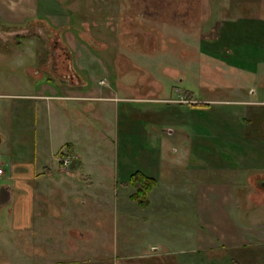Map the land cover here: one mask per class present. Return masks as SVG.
<instances>
[{"label":"rangeland","instance_id":"rangeland-1","mask_svg":"<svg viewBox=\"0 0 264 264\" xmlns=\"http://www.w3.org/2000/svg\"><path fill=\"white\" fill-rule=\"evenodd\" d=\"M47 78L59 94L108 98L63 101L68 125L53 132L57 144L93 139L95 186L59 157L53 190L36 200L50 217L78 206L83 217L0 237V264H208L189 236L193 187L172 185L190 167L242 171L264 221V103H252L264 100V0H0V94L37 93ZM17 102L0 97V110ZM137 171L160 184L147 209L129 198Z\"/></svg>","mask_w":264,"mask_h":264},{"label":"crops","instance_id":"crops-1","mask_svg":"<svg viewBox=\"0 0 264 264\" xmlns=\"http://www.w3.org/2000/svg\"><path fill=\"white\" fill-rule=\"evenodd\" d=\"M46 80H50V78L41 82V86H43L37 93L0 94V97L18 100L16 107L7 110L2 107L0 110V168L5 172L0 176V199L3 198L5 201V205L0 207V237L5 235L11 237L10 234L14 235L18 232H25L29 235L31 227L36 222L42 224L49 218V220L53 218L58 221L62 214H66V218L69 217L71 220L78 216L83 217L79 206L77 209H71L72 211L69 210L70 208H66L68 210L65 213L62 211L65 208H62L61 211L53 212L50 217L51 215L45 212L50 209V205L40 204L36 200L38 193L40 195L48 192L46 188L51 179L56 176L55 168L64 147L71 148L73 159H75L73 161H80L81 167L84 168L81 172L77 170L72 174L80 172L81 175L89 176L91 179L90 185L86 186L87 189H92L95 186V178L93 174L89 173L90 165H88L89 162L94 161L93 139L89 144L90 142L87 140H81L80 136L75 135L73 140L64 139L57 144L54 142L53 132L65 130V125H68L66 111L61 108L63 101L108 98L98 94L96 96L89 94L84 97L76 91L66 95L59 94L55 89L47 90L51 80L48 84ZM69 84L76 88L74 82ZM61 88L68 91L66 86ZM261 90L263 89H259L258 92L262 94ZM252 103L260 105L264 103V100L256 99ZM76 107L77 105H75ZM26 111L30 112L25 114ZM75 112L76 109L74 110L75 119L81 122V114H77L79 116L77 117V112ZM90 116L92 115L89 114ZM27 118V126H25ZM23 127L31 133L29 139L22 137ZM93 128H95L94 124L90 123L89 130L93 132L95 130ZM42 131H48V138L52 141L47 140L45 143L41 138ZM1 142H5L3 148ZM184 159L186 160V158ZM181 161L184 162L182 159ZM4 166L10 170L7 180L11 179L12 184L3 185L1 183V179L6 176ZM188 168L187 170L192 169L193 171L187 172L181 182L177 181L172 185L178 184L180 188H185L189 182L193 187L191 192H188V188L185 189L187 196L191 193L195 197L194 205L191 208L194 211L198 228L189 235L195 241L194 257H208V264H264V221L256 218L258 217L256 209L260 205L257 204L259 202L248 196L250 192H245V186L248 183L252 186L253 181L243 182L241 180L242 171L227 172V170V173L224 171L219 176L212 177L203 174L196 176L194 169ZM181 176L184 175L181 174ZM262 181L264 178L256 180V185L259 186ZM159 185L157 180L156 186L149 193L150 206L153 204L151 197L156 190H159ZM261 185L260 187H262ZM47 189L53 190L50 187ZM161 194L165 196L164 191ZM129 198H131V194ZM261 206L264 205L261 204ZM82 208L88 207L82 204ZM91 214L90 217L94 218L95 214L92 212ZM215 249L219 250L217 255L212 253ZM20 250V248H16V251L21 252ZM208 253L210 255H207Z\"/></svg>","mask_w":264,"mask_h":264},{"label":"trees","instance_id":"trees-1","mask_svg":"<svg viewBox=\"0 0 264 264\" xmlns=\"http://www.w3.org/2000/svg\"><path fill=\"white\" fill-rule=\"evenodd\" d=\"M190 95H192V93H190ZM67 150L69 154L73 156V152L69 146ZM129 184L135 189L131 195L132 200L136 201L141 208L147 209L150 206L149 193L156 186L157 180L154 177L147 176L137 171L131 175Z\"/></svg>","mask_w":264,"mask_h":264},{"label":"built area","instance_id":"built-area-1","mask_svg":"<svg viewBox=\"0 0 264 264\" xmlns=\"http://www.w3.org/2000/svg\"><path fill=\"white\" fill-rule=\"evenodd\" d=\"M62 165L69 167L73 162V156L69 154L68 150L62 151ZM4 173L3 169L0 168V176Z\"/></svg>","mask_w":264,"mask_h":264},{"label":"water","instance_id":"water-1","mask_svg":"<svg viewBox=\"0 0 264 264\" xmlns=\"http://www.w3.org/2000/svg\"><path fill=\"white\" fill-rule=\"evenodd\" d=\"M261 184L264 186V181H262ZM2 203H4V199L3 198L0 199V204H2Z\"/></svg>","mask_w":264,"mask_h":264},{"label":"flooded vegetation","instance_id":"flooded-vegetation-1","mask_svg":"<svg viewBox=\"0 0 264 264\" xmlns=\"http://www.w3.org/2000/svg\"><path fill=\"white\" fill-rule=\"evenodd\" d=\"M58 45H59V43H57V42L54 44L55 47L58 46Z\"/></svg>","mask_w":264,"mask_h":264}]
</instances>
